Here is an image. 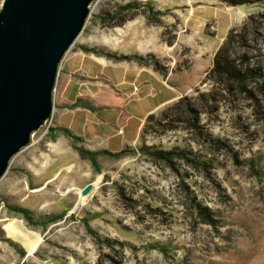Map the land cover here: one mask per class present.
Wrapping results in <instances>:
<instances>
[{"label":"rangeland","instance_id":"obj_1","mask_svg":"<svg viewBox=\"0 0 264 264\" xmlns=\"http://www.w3.org/2000/svg\"><path fill=\"white\" fill-rule=\"evenodd\" d=\"M67 59L101 61L66 80L113 125L174 96L108 150L60 123ZM52 98L0 176V264H264V0H91Z\"/></svg>","mask_w":264,"mask_h":264},{"label":"water","instance_id":"obj_2","mask_svg":"<svg viewBox=\"0 0 264 264\" xmlns=\"http://www.w3.org/2000/svg\"><path fill=\"white\" fill-rule=\"evenodd\" d=\"M90 1H2L0 176L49 117L58 63L80 32Z\"/></svg>","mask_w":264,"mask_h":264},{"label":"crops","instance_id":"obj_3","mask_svg":"<svg viewBox=\"0 0 264 264\" xmlns=\"http://www.w3.org/2000/svg\"><path fill=\"white\" fill-rule=\"evenodd\" d=\"M81 58L83 62H85V57ZM90 61H92V64L86 65L83 63L81 66H76L74 63L75 61H72V59H67L64 63H62L61 72L63 73V77L60 84V106H63L61 110H66L62 113V122L60 123L71 130L77 129L79 134H81L84 138L90 135H95L101 130L106 134L104 140L102 139V142H104L103 144L106 145L108 150L117 151L128 144L129 141L135 140L138 135L142 119L146 114L156 109L159 105L165 102V100L172 99L174 95L163 93L161 95L158 94L154 96V94H152L147 101H143L142 96L131 97L130 103L135 105L138 113L136 116L137 124L133 127V125H131L128 121L124 122L119 120L120 124L118 123L113 125L109 123V121L102 119L100 116L102 113H108L112 110L111 106H114L115 104L112 105L109 103V100H115L113 95L110 96V93L107 92L106 89L100 90L96 87H87V85L81 86V83H75L77 86L74 85L73 87H70L69 80H66L67 75L74 72L76 68H82L85 72H87L90 67V73L94 71L93 75L90 77L95 78L96 75L100 73L99 69L100 67H103V65L100 66L97 64V62L101 61L92 59H90ZM144 71L145 70L141 69L142 73ZM100 95H103V101L100 100ZM138 102L140 105H137ZM67 106L69 107L67 108ZM69 115L70 117H68ZM75 115H78L79 120L72 118Z\"/></svg>","mask_w":264,"mask_h":264},{"label":"trees","instance_id":"obj_4","mask_svg":"<svg viewBox=\"0 0 264 264\" xmlns=\"http://www.w3.org/2000/svg\"><path fill=\"white\" fill-rule=\"evenodd\" d=\"M228 73H229V71H228ZM229 74H230V73H229ZM64 130H65L66 132H69L67 129H64ZM87 153H88V154H90V153L93 154L94 152H92V151H88V150H87ZM115 154H117V153H115Z\"/></svg>","mask_w":264,"mask_h":264},{"label":"built area","instance_id":"obj_5","mask_svg":"<svg viewBox=\"0 0 264 264\" xmlns=\"http://www.w3.org/2000/svg\"><path fill=\"white\" fill-rule=\"evenodd\" d=\"M2 1H3V0H0V7H1V5H2Z\"/></svg>","mask_w":264,"mask_h":264}]
</instances>
